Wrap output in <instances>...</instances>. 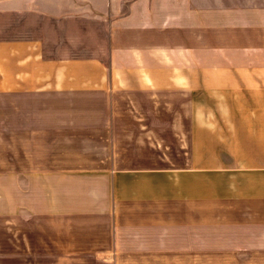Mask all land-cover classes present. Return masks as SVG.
Segmentation results:
<instances>
[{
	"label": "crops",
	"instance_id": "0c3cea01",
	"mask_svg": "<svg viewBox=\"0 0 264 264\" xmlns=\"http://www.w3.org/2000/svg\"><path fill=\"white\" fill-rule=\"evenodd\" d=\"M0 0V264H264V9Z\"/></svg>",
	"mask_w": 264,
	"mask_h": 264
},
{
	"label": "rangeland",
	"instance_id": "374dc122",
	"mask_svg": "<svg viewBox=\"0 0 264 264\" xmlns=\"http://www.w3.org/2000/svg\"><path fill=\"white\" fill-rule=\"evenodd\" d=\"M215 5L243 11L242 13L247 16L251 14L248 12L249 9H264V0H195L196 9Z\"/></svg>",
	"mask_w": 264,
	"mask_h": 264
}]
</instances>
